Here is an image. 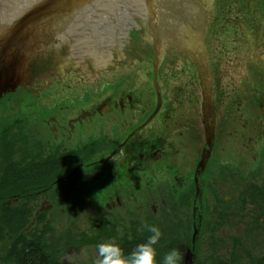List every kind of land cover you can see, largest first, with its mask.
<instances>
[{
	"label": "flooded vegetation",
	"instance_id": "1",
	"mask_svg": "<svg viewBox=\"0 0 264 264\" xmlns=\"http://www.w3.org/2000/svg\"><path fill=\"white\" fill-rule=\"evenodd\" d=\"M147 7L142 20L132 13V26H116V34L99 44L90 45L84 29L53 42H59L55 51L52 43L34 50L23 43L25 36L22 43L2 45L0 68L7 72L0 75V264H14L10 255L23 240H37L44 230L62 246L56 229L43 222L50 223L57 205L72 202L111 216L104 226L96 217L82 230L84 246L92 238L96 244V250L86 248L92 264L99 262V244H144L150 227L161 233L152 245L154 264H163L173 249L183 255L182 264H197L200 238L204 256L237 264V251L247 248L254 232L264 240V176L250 186V172L242 171L253 146L264 173V0H151ZM143 21L151 41L150 88L121 72L137 49L147 53L137 36ZM164 28L177 29L178 39ZM82 42L89 47H80ZM155 44L162 47L159 56ZM98 48L111 55L92 53ZM161 61L171 72L180 65L190 76L194 69L196 103L190 82L185 87L192 94L181 103L173 95L164 99L157 85L170 76L160 78ZM81 64L90 74L113 77L73 87ZM46 73L52 77L42 84ZM74 185L79 188L72 201ZM206 216L208 234L199 237ZM258 260L264 264V255Z\"/></svg>",
	"mask_w": 264,
	"mask_h": 264
},
{
	"label": "water",
	"instance_id": "2",
	"mask_svg": "<svg viewBox=\"0 0 264 264\" xmlns=\"http://www.w3.org/2000/svg\"><path fill=\"white\" fill-rule=\"evenodd\" d=\"M150 3L151 0H0V56L2 54V45L7 46L9 44H14L15 41L22 43L24 36L25 38L23 43L29 45L31 44V47L35 50L40 46L51 43L55 44L53 42H56L61 36L69 32H73L77 36H80L81 32L85 29L91 36L90 39L94 41L88 43L90 45L95 42H97L96 44H99V41L104 42L110 40L108 38L113 37L112 33L116 34L119 29H116V26L120 25V28H125L124 25L126 24L132 26L135 22L129 20L132 13H137V21L142 20L140 14L147 11V5ZM159 4L160 1H157L154 4V11L159 7ZM160 6L162 7V11H165L163 6ZM187 12L189 11H186V13ZM223 17H225V15H223ZM139 26L140 28L137 30V36L144 43H147L145 48L147 53L145 52L146 55L142 54V52L140 53L137 49L136 54L130 58V60L128 59L129 63L127 65L149 64L151 62V50L148 49L149 45L151 47V41L146 32L145 21H143ZM164 32L178 39L176 36L177 29L173 28L172 30H168L164 28ZM122 37L123 36L120 38ZM83 38L86 39L87 37L83 36ZM6 41H8L9 44L6 43ZM82 43L83 44L80 45V47H89V44L84 42ZM58 46L59 42L54 45V51L57 50ZM155 47L157 55L159 56L162 47L159 49L158 44H155ZM105 52L106 53H104L103 48H98L97 51H93L92 53L99 56L111 55L110 53H107V51ZM167 54L168 50L163 53V56ZM138 58H141L144 63L136 61ZM105 60L108 59L105 58ZM160 65L163 67H159L160 72H162L160 78L164 79L166 76L165 72L169 73L171 70L167 69L168 65L165 62L161 61ZM179 66L180 65H178V67ZM76 70L80 75L73 73V78H71L72 80L95 75L88 73L89 69L83 64L78 66ZM6 72V69L0 68V75L3 76ZM113 72H118V70L114 69ZM172 72L175 74V70ZM104 73L109 72L105 71L96 73V81H99L98 74ZM50 77L52 76L46 73L40 80L41 83H47V80L50 81ZM161 83H166V80L164 82L159 81L158 83V88L162 92ZM156 94L157 105H159L160 98L157 90ZM205 94L206 89L204 86V95ZM205 128L208 129V125L206 123ZM186 264H190V262L188 261Z\"/></svg>",
	"mask_w": 264,
	"mask_h": 264
},
{
	"label": "rangeland",
	"instance_id": "3",
	"mask_svg": "<svg viewBox=\"0 0 264 264\" xmlns=\"http://www.w3.org/2000/svg\"><path fill=\"white\" fill-rule=\"evenodd\" d=\"M262 22H264L262 20ZM253 50L255 49L252 48ZM258 52V50H256ZM131 66V68H130ZM181 66L175 68V74L173 73V78L170 77L168 81L166 80V83H161V89L163 93L164 99H166L168 96L173 95L176 100H178L180 103L182 100L188 98L192 94V90L189 87H185L187 82L192 83L196 89H195V103L196 98L198 97L199 93V85L198 81L196 79V74L194 69H191L187 75L180 72ZM151 71V63L149 64H136V65H126L122 66L121 72L122 74H128L133 75L134 79L141 81L143 83V87L150 88L149 84V77L148 73ZM119 72V70H118ZM115 72V73H118ZM130 72V73H129ZM172 72H169L171 76ZM114 74V73H113ZM112 73H104V74H98L99 81L109 80L113 77ZM192 76V77H191ZM73 81L76 83L72 84L73 87H81V86H87L92 87L94 86L96 82V74L90 75L82 78L73 79ZM80 84V85H79ZM158 86V85H157ZM181 87V88H177ZM82 88V87H81ZM96 88V86H95ZM200 101V97H199ZM154 103L153 95L147 96V104L150 106ZM198 106H196V120H198ZM231 115H238L237 112L230 113ZM229 114V115H230ZM223 149V147H222ZM258 148H254L253 146L249 149V156L245 160L246 165L244 166L242 171L248 170L247 173L250 172L249 175V185L257 184L259 180H262V177L264 176L263 173V166L262 162L259 161L258 156ZM253 155V157H252ZM224 158V156H223ZM256 158V159H254ZM259 168H262L261 170V176H258L256 178V174L259 171ZM241 171V169L239 170ZM245 177V176H244ZM243 180V179H242ZM252 180V181H251ZM78 186H72V190L75 191L72 192V201L73 196L76 194V191L78 190ZM158 199L154 200V204L158 203ZM137 202V200H136ZM74 202L68 203L67 207L64 208L62 205H57V212L55 215L51 217L50 223H44L46 225L45 227L53 226L57 231V236L61 237V244L63 248V254L61 255V261L62 264H92V256L88 255V252L86 248H90V252L93 250H96V244L93 243V238L90 239L92 243H89L90 246L86 247L84 246L85 241L82 238V230L86 225L93 226L96 217H100V221L102 226H104L108 219L111 218V216H107L105 214L99 215L95 211H91L90 208L86 207H74ZM92 209V208H91ZM47 211H51L52 208H47ZM50 214V213H49ZM48 216V215H46ZM68 218V219H67ZM46 221H48V217H46ZM208 217H205V220L202 223V235H207V228H209L210 224L207 222ZM200 234V229H199ZM253 238H249L246 245L247 248L245 249L244 246L240 248L238 253L237 264H257L258 257L262 254L264 255V240H261V237L259 234L257 235V232L253 233ZM200 237V236H199ZM205 238V237H203ZM206 239V238H205ZM198 244L196 246V258H197V264H218L219 256L216 254L215 257L210 260L206 256H204V252L206 251L207 247L206 244L203 245L202 239H199ZM81 245V246H80ZM214 244L209 245V248L213 247ZM262 247V251H261ZM98 250V249H97ZM209 250V249H208ZM210 255H212L209 252Z\"/></svg>",
	"mask_w": 264,
	"mask_h": 264
},
{
	"label": "clouds",
	"instance_id": "4",
	"mask_svg": "<svg viewBox=\"0 0 264 264\" xmlns=\"http://www.w3.org/2000/svg\"><path fill=\"white\" fill-rule=\"evenodd\" d=\"M149 231L152 233L148 237L146 243L139 244L136 249L127 257L122 255L119 247L112 243L99 244L98 254L100 259L99 264H154L155 245L160 238V231L156 227H150ZM183 255L173 249L164 256L163 264H182Z\"/></svg>",
	"mask_w": 264,
	"mask_h": 264
},
{
	"label": "trees",
	"instance_id": "5",
	"mask_svg": "<svg viewBox=\"0 0 264 264\" xmlns=\"http://www.w3.org/2000/svg\"><path fill=\"white\" fill-rule=\"evenodd\" d=\"M136 246L135 248L124 247L120 249L122 255L127 257L136 249ZM62 252L63 248L59 245L58 240L57 244L54 243L49 231L44 230L40 233V236L37 238V240L36 238L23 240L21 249L19 251L16 250L12 254L14 259L12 255H10V258L14 264H62ZM100 259H102V257L99 258V261Z\"/></svg>",
	"mask_w": 264,
	"mask_h": 264
},
{
	"label": "bare ground",
	"instance_id": "6",
	"mask_svg": "<svg viewBox=\"0 0 264 264\" xmlns=\"http://www.w3.org/2000/svg\"><path fill=\"white\" fill-rule=\"evenodd\" d=\"M134 243H135V242H133V241L129 242V247H133V248H135L136 245H135ZM38 244H39V242H38ZM129 255H130V254H129ZM129 255H128V256H129Z\"/></svg>",
	"mask_w": 264,
	"mask_h": 264
}]
</instances>
